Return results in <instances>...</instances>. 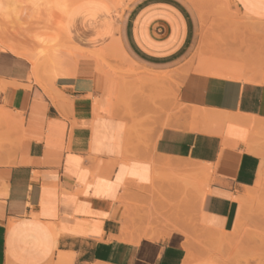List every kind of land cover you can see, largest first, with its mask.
Returning <instances> with one entry per match:
<instances>
[{
	"label": "crops",
	"instance_id": "obj_1",
	"mask_svg": "<svg viewBox=\"0 0 264 264\" xmlns=\"http://www.w3.org/2000/svg\"><path fill=\"white\" fill-rule=\"evenodd\" d=\"M98 1L69 5L74 46L108 49L119 76L130 60L177 97L143 135L131 120L142 112L120 104L121 79L91 55L48 77L0 43V264H192L188 236L235 233L256 184L264 0H234L235 29L215 49L209 33L200 63H190L201 38L190 1L133 0L120 19Z\"/></svg>",
	"mask_w": 264,
	"mask_h": 264
},
{
	"label": "rangeland",
	"instance_id": "obj_2",
	"mask_svg": "<svg viewBox=\"0 0 264 264\" xmlns=\"http://www.w3.org/2000/svg\"><path fill=\"white\" fill-rule=\"evenodd\" d=\"M74 1L76 0H0L1 45L11 46L22 52L23 54L18 55L30 59L33 67L34 62L37 61L40 66L38 71L48 77L52 76V72L57 67L60 68L61 65L68 66L82 56L91 55L98 61L99 68L100 66H105L106 70L109 71L107 73L114 76L119 82L122 78L130 77V81H134L130 82V85L132 83L139 84L138 78L142 76L134 74L135 64L132 65L127 61L130 65L129 69L126 73L119 76L116 72L121 62L108 49L89 54L78 50L74 46L67 33L65 21L66 16L70 12H67L69 5ZM115 1L117 8L112 10L116 17L120 19L125 7L133 0ZM188 1L195 7L201 20L200 44L190 62L200 63L204 57V49L209 33H211L210 45L212 49H215L216 45L224 44L226 41L222 33L225 30H231V28L235 29L234 21L239 13L233 11L234 0ZM243 15L247 19H252L244 12ZM215 26L218 32H216ZM53 50L57 53L60 66L49 62L48 56ZM34 58H36L35 61ZM160 82H158V85L145 88L138 86L130 91L126 98L124 107L127 115L130 116L142 112V119L132 120L136 121L133 130L142 131L143 135H145L147 130H150V127L153 129L162 128V124H157L155 117L164 114V103L167 100H175L177 95L175 91L174 93L172 92L174 87L166 81L162 82V84ZM130 88H133L132 85ZM0 140L2 141L1 144L5 143L1 138ZM248 147L250 151L260 157L261 166L255 188H251L242 201L240 220L242 225L235 232V235L232 236L234 244L226 246V244L218 245L205 242L201 236L211 233L204 230L200 231L201 234L199 235L188 236L186 244L191 247L194 256L192 264H264L263 134L259 135L252 131Z\"/></svg>",
	"mask_w": 264,
	"mask_h": 264
},
{
	"label": "bare ground",
	"instance_id": "obj_3",
	"mask_svg": "<svg viewBox=\"0 0 264 264\" xmlns=\"http://www.w3.org/2000/svg\"><path fill=\"white\" fill-rule=\"evenodd\" d=\"M79 1H82V0H76V1H74L73 3H71V5H73L74 3H76V2H79ZM84 1V0H83ZM99 1H102V2H104L105 4H108L112 9H115V8H117V4H116V1L115 0H99ZM0 8H1V6H0ZM115 44H117V43H115ZM114 47V46H113ZM56 52H54V50H53V52H51L50 53V57H52V58H54V57H56ZM7 57V56H6ZM3 58V57H2ZM1 58V59H2ZM35 59L36 58H34V61H35ZM38 60V59H37ZM192 60V59H191ZM190 60V61H191ZM129 63H131L132 65H133V63L132 62H130V60H127ZM8 62V61H7ZM55 63V62H54ZM57 63V62H56ZM191 63V62H190ZM42 64V63H41ZM58 66H59V63H58ZM39 63L37 62V61H35L34 62V69L37 71L38 69H39ZM262 68V67H261ZM57 69V68H56ZM62 69V68H61ZM213 69V68H212ZM212 69H210V70H208V71H213ZM12 70V69H11ZM103 70V69H102ZM101 70V71H102ZM225 71V70H224ZM228 71V70H227ZM215 73H216V71H215ZM214 73V74H215ZM221 73V72H220ZM220 73H218V74H220ZM227 73V72H226ZM254 73V72H253ZM217 74V73H216ZM217 74V75H218ZM236 74V73H235ZM257 74V73H256ZM229 76V75H228ZM236 76V75H235ZM227 77V76H226ZM233 78V77H232ZM135 80H137V79H135ZM138 80L140 81V83H143L142 85H146V84H148V86H152V84L154 85V83L153 82H155L156 80H154V79H152V78H146V77H141V78H138ZM130 82H134V81H130V77H125V78H122L121 79V83H122V90H121V96H120V104H124V102L126 101V98H127V95H129V92L132 90L131 88H130V86L131 85H133V84H131L130 85ZM136 82V81H135ZM139 83V84H140ZM152 83V84H151ZM149 84H151V85H149ZM159 84V83H158ZM147 86V87H148ZM146 87V86H145ZM176 97H177V95H176ZM205 115V114H204ZM203 115V116H204ZM9 116V115H8ZM7 115H6V117H8ZM4 119H5V117H4ZM6 119H9V118H6ZM5 119V120H6ZM15 119H17V118H15ZM131 119V118H130ZM2 120V119H1ZM132 120V119H131ZM206 120H219V119H206ZM231 120V119H230ZM234 120V119H233ZM247 120V122L249 121L248 119H246ZM246 120H244L245 121V124L247 123L246 122ZM2 121H4V120H2ZM9 121V120H8ZM8 121H6L7 123H8ZM12 121V120H11ZM18 121V120H17ZM236 120H234V122H235ZM238 122H240L239 121V119L237 120ZM243 121V120H242ZM244 121H243V123H244ZM255 120H253L252 122L250 121L249 122V126L251 127V129H252V131L254 132V133H256V134H263V136H264V122H254ZM5 122V121H4ZM207 123V122H206ZM16 124H19L18 122L16 123ZM224 124V123H223ZM5 125H8V124H6L5 123ZM2 138H4V137H2ZM5 141L4 142H6V139H4ZM1 143H2V141L0 140V145H1ZM238 145V144H237ZM261 184V183H260ZM258 187V186H257ZM255 188V187H254ZM250 194V193H249ZM244 200V199H243ZM241 221H240V223H239V225H238V228H237V230L239 229V228H241ZM236 230V231H237ZM221 234V233H220ZM228 234H231V233H228ZM224 235H227V233L225 234L224 233ZM224 235H216V234H209V235H205V238H206V240L207 241H209V242H214L215 244H218V245H224V244H226V245H233L234 244V239L232 238V236H234L235 235V233H233V234H231V235H227V236H224Z\"/></svg>",
	"mask_w": 264,
	"mask_h": 264
}]
</instances>
